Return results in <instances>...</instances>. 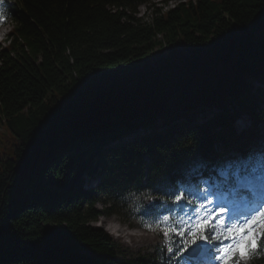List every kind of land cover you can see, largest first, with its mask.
<instances>
[{"label": "trees", "instance_id": "16d2710c", "mask_svg": "<svg viewBox=\"0 0 264 264\" xmlns=\"http://www.w3.org/2000/svg\"><path fill=\"white\" fill-rule=\"evenodd\" d=\"M149 1L1 5L0 264H169L165 245L122 256L90 222L175 214L179 187L264 154V0L180 1L144 21Z\"/></svg>", "mask_w": 264, "mask_h": 264}, {"label": "snow or ice", "instance_id": "6c2138e0", "mask_svg": "<svg viewBox=\"0 0 264 264\" xmlns=\"http://www.w3.org/2000/svg\"><path fill=\"white\" fill-rule=\"evenodd\" d=\"M4 3L5 0H0V5ZM6 19L7 14L0 10V23ZM257 163L264 167V154L256 162L249 159L241 162L237 169L225 172L216 190L182 185L165 198L166 203L178 209L175 214L167 209L161 215L142 220L145 229L164 236L168 245L166 251L171 257L169 264L172 261L175 264H206L209 260L218 264H247L251 259L264 257V204L253 208L251 213L228 216L230 201L225 202V194L233 191L246 198L245 193L237 190L234 181L246 179ZM112 231L120 235L116 228Z\"/></svg>", "mask_w": 264, "mask_h": 264}, {"label": "rangeland", "instance_id": "374dc122", "mask_svg": "<svg viewBox=\"0 0 264 264\" xmlns=\"http://www.w3.org/2000/svg\"><path fill=\"white\" fill-rule=\"evenodd\" d=\"M165 1L166 0H150L149 2L142 3L138 7L136 15L142 18V20L144 21H150L156 14L157 8H163L165 10L176 6L180 1L188 2L190 0H173L172 2ZM11 27H13V25ZM4 36V34H0V38H4ZM6 43H9V40ZM247 124H249V119L246 116L237 122L239 128H242ZM89 178L86 176L84 187L89 190L94 189V186L96 184L95 182L98 181L99 176L96 177V181L94 182L93 180L87 181ZM246 181L247 180L244 179L240 181V183L244 184L246 183ZM262 187V192H264V184ZM256 193L257 192L255 191V194ZM217 195L219 196L220 193L217 192ZM225 195L227 196L228 194ZM231 197L232 196L230 195L227 197V199L231 201L234 198ZM106 205L107 203L104 200V196H102L98 203V207L102 209ZM90 223L96 227L106 229L115 238V240L117 241L118 250L122 256L133 257L137 256L140 253L153 252L159 244L167 245L165 238L161 233L148 231L142 226V223L139 219L130 220L128 218H124L123 216L120 217L116 214H108L102 215L98 220L91 221ZM112 228H116V231L119 232L120 235H116V232L112 231ZM118 228H122L126 233L120 232ZM128 233H133V236H129ZM253 262L254 260L251 259L247 262V264H254ZM210 263L216 264L217 262L211 261ZM261 264H264V262H262Z\"/></svg>", "mask_w": 264, "mask_h": 264}, {"label": "bare ground", "instance_id": "6f19581e", "mask_svg": "<svg viewBox=\"0 0 264 264\" xmlns=\"http://www.w3.org/2000/svg\"><path fill=\"white\" fill-rule=\"evenodd\" d=\"M128 234H129V236H133V235H132L133 233H128Z\"/></svg>", "mask_w": 264, "mask_h": 264}]
</instances>
